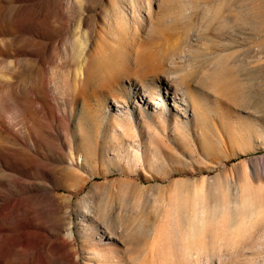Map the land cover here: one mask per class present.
Listing matches in <instances>:
<instances>
[{"label": "rangeland", "instance_id": "374dc122", "mask_svg": "<svg viewBox=\"0 0 264 264\" xmlns=\"http://www.w3.org/2000/svg\"><path fill=\"white\" fill-rule=\"evenodd\" d=\"M0 264H264V0H0Z\"/></svg>", "mask_w": 264, "mask_h": 264}]
</instances>
